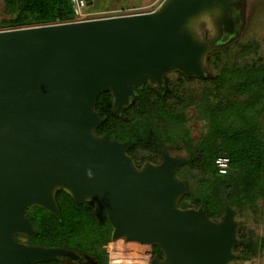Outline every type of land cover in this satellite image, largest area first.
Wrapping results in <instances>:
<instances>
[{
	"label": "water",
	"instance_id": "1",
	"mask_svg": "<svg viewBox=\"0 0 264 264\" xmlns=\"http://www.w3.org/2000/svg\"><path fill=\"white\" fill-rule=\"evenodd\" d=\"M241 3L164 0L149 13L0 31V264L76 259L16 240L36 236L30 208L60 220L59 191L75 205L92 203L90 216L108 221L111 242L159 248L162 258L149 264L238 259L236 211L226 204L212 221L201 207L178 208L187 185L176 171L186 160L162 151L160 163L137 168L126 154L130 142L95 135L94 108L110 92L121 112L144 85L162 87L169 71L204 78L218 31L231 33L226 19ZM202 18L216 27L211 40L194 28Z\"/></svg>",
	"mask_w": 264,
	"mask_h": 264
},
{
	"label": "trees",
	"instance_id": "2",
	"mask_svg": "<svg viewBox=\"0 0 264 264\" xmlns=\"http://www.w3.org/2000/svg\"><path fill=\"white\" fill-rule=\"evenodd\" d=\"M2 1L7 18L0 21V31L69 23L78 18L71 0ZM246 52L256 58L247 64L225 66L211 79L206 73L197 80L212 85L196 100L193 119L186 114V105H194L196 98L185 99L186 86L180 82L196 78H186L179 72L175 84L166 79L162 87L144 85L136 90L121 112L113 111L110 92L100 94L94 108L100 118L95 135L130 142L126 154L137 168L146 161L157 163L162 151L185 159L186 164L176 171L187 185L178 208L201 207L212 221L222 219L226 204L238 213L255 207L264 198V59L258 56L257 45H244L241 53ZM207 60L217 68L220 50L209 53ZM194 119L201 124L196 139L189 126ZM218 157L229 159L224 175L215 165ZM63 195V191L56 194L57 204ZM81 205L86 206V213L93 210L92 203ZM57 221L62 223V216ZM237 238L239 244L233 252L240 261L257 257L264 249V237L253 240L241 227ZM150 250L152 257L162 258L159 248L151 246Z\"/></svg>",
	"mask_w": 264,
	"mask_h": 264
},
{
	"label": "rangeland",
	"instance_id": "3",
	"mask_svg": "<svg viewBox=\"0 0 264 264\" xmlns=\"http://www.w3.org/2000/svg\"><path fill=\"white\" fill-rule=\"evenodd\" d=\"M164 0H92V5L82 7V13H98L92 18L114 17L116 15H134L149 13L157 10ZM242 31L237 39H233L226 45L219 48L220 62L217 68L211 67L207 58L204 60V68L209 79L216 75L218 70L225 66L235 64H247L256 58L252 53H241L244 45H257V54L264 59V0H242ZM108 12V13H106ZM3 1L0 0V21L6 19ZM194 28L199 37L208 41L217 35L216 27L210 20L202 18L194 23ZM177 71H169L164 75L166 79L175 84L178 80ZM198 79L185 84L184 96L186 98H196L195 104H187L186 114L190 118L196 116L195 105L198 103L207 87L212 83H203ZM182 81V80H181ZM205 100V99H201ZM200 103V101H199ZM200 122L195 119L189 125L192 129V137L196 139L200 133ZM145 155L149 156L150 154ZM160 163L161 159H158ZM143 165V164H142ZM72 201V200H71ZM67 194L59 197L58 206L60 208L62 223L53 219L44 209L39 207L30 208L27 212L32 219V226L36 232L35 237L18 236L19 243L35 245L43 248H55L62 246H76L84 252L96 255L101 264H149L151 257V247L138 243H127L124 240L111 242L112 228L106 220L104 224L86 213V206L75 205ZM80 208V209H79ZM235 221L238 228L249 233L253 240L264 237V198L257 201L255 207H247L243 212H236ZM109 226V230L107 228ZM236 255V253H234ZM35 264H59L56 261ZM228 264H264V249L259 256L246 261L235 260Z\"/></svg>",
	"mask_w": 264,
	"mask_h": 264
},
{
	"label": "flooded vegetation",
	"instance_id": "4",
	"mask_svg": "<svg viewBox=\"0 0 264 264\" xmlns=\"http://www.w3.org/2000/svg\"><path fill=\"white\" fill-rule=\"evenodd\" d=\"M241 13H242L241 8L231 9L226 19L227 21L231 22V26H232L231 33H225L222 30H221V33H219L218 31V36L214 42L215 44L212 46L213 51L218 50L223 45L228 44L233 39H237L240 36L241 31H242V20H243ZM18 236H22V235H18ZM18 236H16V240ZM55 248H62V249L70 250L74 253L76 257V259L73 261H69L66 259L57 260L56 262H58L59 264H101L96 255L94 256L92 254L86 253L82 249L74 245L55 247ZM151 257H152V252H151Z\"/></svg>",
	"mask_w": 264,
	"mask_h": 264
},
{
	"label": "built area",
	"instance_id": "5",
	"mask_svg": "<svg viewBox=\"0 0 264 264\" xmlns=\"http://www.w3.org/2000/svg\"><path fill=\"white\" fill-rule=\"evenodd\" d=\"M71 1L74 4V9H75V12H76V14L78 16L77 20L74 21V22L108 18V17L92 18L91 16H95L98 13H82L81 9H82V7L85 6L83 1L82 0H71ZM106 13H108V12H106ZM117 16H123V15L119 14V15H116L114 17H117ZM215 165H216V167L218 169L219 174L224 175V174H226L228 166H229V159L226 158V157H218L215 160Z\"/></svg>",
	"mask_w": 264,
	"mask_h": 264
}]
</instances>
